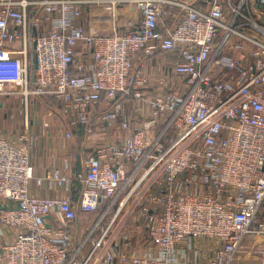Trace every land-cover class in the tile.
<instances>
[{
	"label": "built area",
	"instance_id": "1",
	"mask_svg": "<svg viewBox=\"0 0 264 264\" xmlns=\"http://www.w3.org/2000/svg\"><path fill=\"white\" fill-rule=\"evenodd\" d=\"M102 4L132 6L138 21L110 34L78 24L86 6ZM227 6L0 0V96L17 88L26 108L14 140L0 125V236L14 235L0 246V264H264V21L242 13L245 0ZM158 53L168 92L144 96L136 60ZM47 99L59 105L68 139L80 127L92 137L94 112L109 106L99 129L116 140L75 176L67 163L34 175L28 108ZM133 99L144 100L137 117L124 112ZM34 182L81 188L77 199L44 197ZM103 204L84 229L81 215Z\"/></svg>",
	"mask_w": 264,
	"mask_h": 264
},
{
	"label": "crops",
	"instance_id": "2",
	"mask_svg": "<svg viewBox=\"0 0 264 264\" xmlns=\"http://www.w3.org/2000/svg\"><path fill=\"white\" fill-rule=\"evenodd\" d=\"M137 21L138 13L132 6L123 5L117 8L115 11H110L102 4L86 6L83 16L78 24L83 26L87 31L91 30L93 32H99L100 34H110L118 28H130ZM19 47H21V43L19 44ZM3 53L11 55L18 54L17 52H12L9 50L3 51ZM159 55L163 54L158 53L153 57L141 55L137 58L136 63L138 67L143 70V72H145L146 69L151 70V68L156 66L157 63L160 64L159 62H153V59L157 58ZM80 57V60L83 61L82 54H80ZM33 58L35 59V56H33ZM11 89L12 88H9V90ZM8 102H11L9 103L8 109L12 110L13 115L10 116L11 119L7 118V120L5 118V108ZM123 103L125 115L137 117V111L130 109L129 112H127L125 110L127 108L126 105H131V101L127 100L126 102L123 101ZM37 104V102H33L28 108V118L30 121H32L31 131L38 136V144L33 154L34 175L36 178L44 177L45 174L54 167L64 168L66 163L68 165L67 172L70 175L75 176V174H79L83 171V162L86 157L94 152V149L100 148L102 144L111 143L113 141V139L111 140L109 134H107L105 139H98V137H95L94 139L93 136L91 137L87 135L84 128L80 127L76 131L77 135L80 136L78 140H75V143H71V141L74 139L67 138L70 143H68L66 146L63 141H60L59 138L55 139V137L52 135L51 130L53 125V117H49V111L46 113L45 110L39 111L37 113L35 112L34 107H36ZM100 106H102V108L104 107L102 110H107L109 107L107 102L101 103ZM25 110L26 108L23 102V97L19 91L13 92L11 94H3L0 96V125L5 135L12 140H14L15 137L25 129ZM46 117L51 119L50 129H47L45 126L44 119ZM68 130V128L64 129V131H66L65 134H67ZM65 134L63 133L62 136L65 137ZM80 188L81 185L78 182H74V187L70 191H61L46 182L40 186L37 184V182H34L32 187L33 192L37 195L44 197L70 195L74 199L78 198V192H80ZM9 239L13 240L14 235L10 233L8 238H6V236H0V246L4 241Z\"/></svg>",
	"mask_w": 264,
	"mask_h": 264
},
{
	"label": "rangeland",
	"instance_id": "3",
	"mask_svg": "<svg viewBox=\"0 0 264 264\" xmlns=\"http://www.w3.org/2000/svg\"><path fill=\"white\" fill-rule=\"evenodd\" d=\"M242 0H224L225 5L227 6L228 4L230 5V3L233 6H238L239 3ZM246 4L248 5V7L245 8L244 12L242 11L243 14H245V16L248 19H261L264 21V16L259 18V12H264V0H245ZM228 7V6H227ZM251 9V10H250ZM156 59V60H155ZM153 59V62H159L160 64H156V66L152 67L151 70H145L144 74L141 76L140 81L143 82L142 85H140L141 89H139V91H143L145 94L144 96H148V94H161V95H165L168 92V86L164 83V65L168 62L167 58L164 55H159L157 58ZM12 88L11 90H7L6 91H12V92H16L19 91V89L14 88V87H10ZM14 96V95H12ZM12 96H8V97H12ZM145 99V98H144ZM131 101V105H126L127 108L125 109L127 112H129V110H135L137 108V105H140L142 103H144V100H130ZM8 102L6 104V114H5V118L7 119H11V115H13L12 110L8 109L9 106ZM104 108V107H103ZM102 106L98 107V112H94V116L96 117L95 120L93 121V133L92 136L94 137H98V139H105L107 137V135H104L101 133L99 127V121H98V113L100 114L101 112H103L104 110ZM35 112H39L42 110H45L46 112H50V114L52 113L53 115V125H52V135L55 137V139H60V141H63V143L67 146L69 142V140L66 137V131H64V129L67 128L66 123H65V118L63 117L60 107L56 104V101L53 99H49V101L43 100V102H40L36 105V107H34ZM7 119V120H8ZM65 125V126H64ZM65 127V128H64ZM75 138L74 140L71 141V143H75V140H78V138L80 136L77 135V129L75 130ZM63 133L65 134L63 137ZM111 137V140L113 139V141L116 140L117 137V132L114 133H110L109 134ZM104 137V138H102ZM62 143V144H63ZM95 150V149H94ZM107 206V204H106ZM105 211V204H103L100 208V210L97 213L88 215V214H82L81 215V221L84 225V229H86V227L89 225V222L87 221V217L91 218V222L97 221L99 220V218L103 215ZM105 221H107V218L105 219ZM258 250H260L259 252H262V250H264V245L260 242V246L258 247ZM248 253L246 254H251L249 253L250 251H247ZM257 253H259L258 251H256ZM259 255V254H258Z\"/></svg>",
	"mask_w": 264,
	"mask_h": 264
},
{
	"label": "water",
	"instance_id": "4",
	"mask_svg": "<svg viewBox=\"0 0 264 264\" xmlns=\"http://www.w3.org/2000/svg\"><path fill=\"white\" fill-rule=\"evenodd\" d=\"M35 35H36V32H35ZM34 64H35V67H36V65H37V58L36 57L34 59Z\"/></svg>",
	"mask_w": 264,
	"mask_h": 264
},
{
	"label": "trees",
	"instance_id": "5",
	"mask_svg": "<svg viewBox=\"0 0 264 264\" xmlns=\"http://www.w3.org/2000/svg\"><path fill=\"white\" fill-rule=\"evenodd\" d=\"M46 101H49V99H47ZM56 104H57V102H56ZM58 105V104H57ZM59 106V105H58Z\"/></svg>",
	"mask_w": 264,
	"mask_h": 264
}]
</instances>
